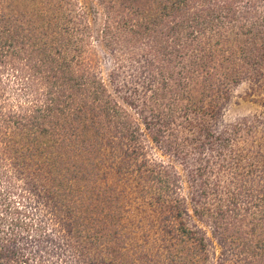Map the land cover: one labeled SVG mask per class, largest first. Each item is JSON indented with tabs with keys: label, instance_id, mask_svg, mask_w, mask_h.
I'll return each instance as SVG.
<instances>
[{
	"label": "trees",
	"instance_id": "obj_1",
	"mask_svg": "<svg viewBox=\"0 0 264 264\" xmlns=\"http://www.w3.org/2000/svg\"><path fill=\"white\" fill-rule=\"evenodd\" d=\"M97 1L103 44L116 55L113 89L89 62L91 30L79 0H40L23 11L0 0V264H47L45 254L60 249L71 264H228L230 256L264 264V192L254 179L264 176V152L234 148L241 126L250 130L253 121L227 133L212 125L233 84L264 78V0L204 6L184 24H169L163 40L151 39L159 21L193 0L161 1L162 14L149 21L124 0ZM142 39L151 42L140 48ZM20 61L27 70L15 68ZM124 70L130 74L119 83ZM6 71L21 85L27 73L39 75L46 104L29 116L11 107ZM255 121L264 124V114ZM40 135L58 148L40 150ZM151 142L189 169L192 210L211 235L185 220L180 173L150 157ZM229 173L226 204L221 177ZM124 180L160 213L152 234L125 222ZM25 235L41 250L25 251ZM214 239L219 255L210 249Z\"/></svg>",
	"mask_w": 264,
	"mask_h": 264
},
{
	"label": "rangeland",
	"instance_id": "obj_2",
	"mask_svg": "<svg viewBox=\"0 0 264 264\" xmlns=\"http://www.w3.org/2000/svg\"><path fill=\"white\" fill-rule=\"evenodd\" d=\"M40 0H9L7 6H9L12 10H26V9H34L39 6ZM81 5L84 6L87 14V20L90 25L91 30V45L90 51L88 53V59L93 68L98 72L99 75L102 76L104 81L109 84L110 88L113 89V81L111 79V72L116 66V55L112 53L107 47L103 44L102 39V29L104 25V8L101 6L97 0H79ZM164 0H124L125 4H131L138 13H136L138 18H146L148 21L151 18L159 17L162 14V8L160 6V2ZM225 0H193L191 3V8H185L183 11L178 13L176 17L164 19V22L159 21V24L156 26L155 34H152L153 37L151 39L154 40H163L167 38V34L169 32V24H175L176 21L184 22L190 18L191 14L198 9L219 3ZM122 10L121 8H119ZM182 30V26H181ZM151 40L149 39H142L136 44L142 48L145 46V43H150ZM156 42V41H155ZM15 68L17 69H24L27 70L26 66L23 63L16 62ZM11 71V67L9 70ZM16 69H13L15 72ZM24 71V70H23ZM30 72V71H28ZM7 71L4 73V79L7 81V78H11L6 85V101L9 102L11 107L16 106L20 114H25L27 116L33 113V109L35 108V104L45 103L46 104V90L47 84H45L44 80L39 76H33L27 73L28 79L25 78V82L27 84H18L17 78H12L7 76ZM21 75V73H18ZM128 74L130 72L124 70L122 74H120L119 83L126 82ZM27 85V88H26ZM36 96H40V100L43 102H35L34 98ZM219 113L217 116L213 117L212 125L213 128L220 133H227L231 132L235 129L237 125H241V123L253 121L251 124V129L249 130L247 125H242L243 129L240 132V135L236 138L234 142V148L238 150L246 151L249 145L252 146L254 151L264 152V145H263V138H264V124L261 122L255 121L256 118L259 116H263L264 112V78L253 80L249 76H244V78L237 84H233L227 94H224L219 103ZM16 115H19L16 114ZM17 117V116H15ZM255 121V122H254ZM41 136V135H40ZM40 150H47L50 144L55 145L56 148L57 144L50 142L47 140L46 136H41L37 138L35 142ZM149 154L150 157L157 160L162 161L165 164L172 165L179 173L182 178L181 184V194L185 196L188 200L187 207L189 212L191 213L190 216H185V220L188 224L193 226H198L202 228L208 235H211V227L202 220H199L192 210L193 203L190 201V193L192 190V181L190 177L189 169L187 166L177 157L174 155L166 152L156 143L149 144ZM232 173L223 175L221 177V184L224 188L225 193L223 194V201L224 203L228 204L230 197L227 196V192H229L228 182L231 180ZM262 179L254 178L255 179V189H260L259 192H264V176L261 177ZM258 180V181H257ZM118 188L122 191V201L125 206V222L134 224L136 230L138 232H145L147 234H152L149 232V229L152 228L151 219H157L161 215L157 211H154L153 207L146 205L143 202V199L139 197L136 191H133L129 188L128 182L126 180L118 181ZM254 183V182H252ZM231 189L234 190V185L231 186ZM262 190V191H261ZM218 199L212 197L209 200L210 206L215 209L217 206ZM245 230H248L251 227L249 219L245 220L244 225ZM147 231V232H146ZM31 235H35V231L32 230ZM29 237V238H28ZM144 236H139V239L142 240ZM29 240H28V239ZM31 239V240H30ZM28 240L30 244V248H25V251L29 250H37L39 243L35 242V237L30 238V236L26 235L20 239V242L25 243ZM32 243V244H31ZM44 245L48 246V243H43ZM157 244L161 245V241L157 240ZM173 249L178 250V248H153V252H162L163 254L166 253L165 250ZM211 252L217 253L219 255L221 246L219 243L214 239L213 245H211ZM51 253V252H50ZM59 255L56 253L45 254V260L47 264H71L69 258L67 257L69 254L64 249L59 250ZM214 256V255H213ZM214 258V257H213ZM34 260H38L37 258ZM168 264V260L161 259L159 264ZM228 264H241L234 256H230L228 258ZM43 262V261H41ZM40 260L39 263L41 264ZM214 262V261H213ZM209 264V263H208Z\"/></svg>",
	"mask_w": 264,
	"mask_h": 264
}]
</instances>
